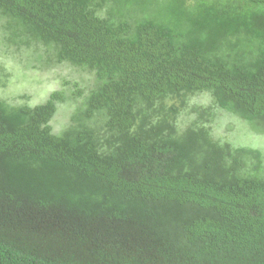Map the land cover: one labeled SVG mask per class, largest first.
Masks as SVG:
<instances>
[{"label": "trees", "instance_id": "trees-1", "mask_svg": "<svg viewBox=\"0 0 264 264\" xmlns=\"http://www.w3.org/2000/svg\"><path fill=\"white\" fill-rule=\"evenodd\" d=\"M0 46L94 80L0 100V264H264V157L211 130L264 135V0H0Z\"/></svg>", "mask_w": 264, "mask_h": 264}, {"label": "rangeland", "instance_id": "rangeland-1", "mask_svg": "<svg viewBox=\"0 0 264 264\" xmlns=\"http://www.w3.org/2000/svg\"><path fill=\"white\" fill-rule=\"evenodd\" d=\"M26 56V53H13L0 46V67L10 76L6 87L0 89V100L10 105L33 108L45 103L55 91L67 94L74 89V83H77L79 88H88L94 82L90 75L83 73L79 68L62 64L46 69L44 60L39 62L32 58V61L28 62ZM88 92H84V96ZM190 104L209 106L210 99L204 95L197 96ZM72 106L66 103L58 107V112L51 121L53 135L59 136L67 127ZM211 130L213 137L220 142L229 143L234 147L259 150L264 157V135L252 133L247 125L236 117L220 112Z\"/></svg>", "mask_w": 264, "mask_h": 264}]
</instances>
